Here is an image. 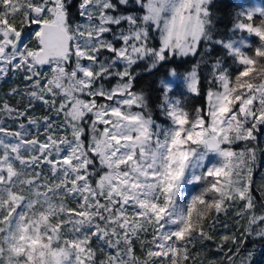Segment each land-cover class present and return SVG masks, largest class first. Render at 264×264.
I'll list each match as a JSON object with an SVG mask.
<instances>
[{
	"label": "snow or ice",
	"instance_id": "6c2138e0",
	"mask_svg": "<svg viewBox=\"0 0 264 264\" xmlns=\"http://www.w3.org/2000/svg\"><path fill=\"white\" fill-rule=\"evenodd\" d=\"M210 3L79 0L75 20L71 0H0V82L24 81L7 93L17 104L0 100V264H201L196 243L213 239L229 210L243 231L220 237V264L240 251L225 244L264 238V191L253 193L264 8L238 13L232 30L247 35L225 41ZM214 46L224 55L211 62L205 106L191 114L162 80L168 123H157L133 90L134 66L199 55L184 76L199 95ZM36 103L46 115L31 114Z\"/></svg>",
	"mask_w": 264,
	"mask_h": 264
},
{
	"label": "trees",
	"instance_id": "16d2710c",
	"mask_svg": "<svg viewBox=\"0 0 264 264\" xmlns=\"http://www.w3.org/2000/svg\"><path fill=\"white\" fill-rule=\"evenodd\" d=\"M78 4L79 0H71V4L69 7V11L72 13L73 19L75 20L81 19L78 15ZM255 6L264 8V0H211L209 10L211 13L213 25L212 32L214 38L228 41L237 39L241 35L246 36V33L233 32V25L237 20L238 13H240L241 11L249 10L250 8H253ZM125 11L138 12L140 10L134 6H130ZM28 35H30V32H26L25 39L28 38ZM248 40L252 44L258 43V39L254 36L248 37ZM152 43L153 45H158V36L153 39ZM200 51H205V45H201ZM223 55L224 50L219 46H214L208 57L209 63L200 65L199 75L201 78V84L199 95L189 92L185 83H183L182 81V78H184V76L191 71L192 67L200 59L199 55L196 57L190 56L186 58H174L167 63L158 65L156 68L150 71L145 70L147 67L145 63H138L133 68V71L137 73L133 90L144 95L145 103L147 105L145 111L150 114L157 123H168V121L160 111V104L163 100L160 84L162 80L165 83H169L171 85V91L169 93L170 99L179 100L181 106L194 115L195 109L203 108L206 103L205 94L208 88L207 78L209 76L211 62L214 61L217 57H223ZM225 66H228L231 69V61L226 59ZM172 68H175L177 73L176 76H172L170 74V69ZM174 79L176 80L172 82ZM111 83L114 84L115 80L109 82V84ZM13 87H19L23 89L24 81L21 77L14 76L2 82L0 86V100L8 99L11 104H17V97L7 95L10 89ZM38 108H40L43 112L45 111L44 107L41 104L36 103V106L32 110V113ZM134 109L137 111L140 110L135 108V106ZM263 135L264 128H262L259 133L258 138L260 141V150H258L257 152V159L253 168V193L257 201L260 200L261 192L264 191V186H261L260 182L258 181V177L261 173V168L264 165V141L261 140ZM239 145L241 148L244 147L243 143H240ZM240 147H238V149H241ZM199 190V186L188 187V191L192 194H195ZM235 219L236 218L232 210H229L227 216L221 214L220 223L216 226L215 230L210 232L213 239L205 240L203 242L198 241L196 243L193 251L199 253L198 259L201 264H209L210 261H215L216 264H220L221 261H224V253L218 250L217 245L221 243L220 237L222 235L235 232L237 237H240L243 228H239V230H237L238 226L235 223ZM240 223L241 225H244L246 222L241 221ZM224 224H227L228 227H223ZM230 247L234 252L237 247L240 248L239 254L234 257L236 264H240L242 260H246L248 264H264V238H259L253 235L244 240L242 244H225V252ZM249 253H251V256H249ZM137 254L140 255L139 245H137ZM225 264H227L226 261Z\"/></svg>",
	"mask_w": 264,
	"mask_h": 264
},
{
	"label": "rangeland",
	"instance_id": "374dc122",
	"mask_svg": "<svg viewBox=\"0 0 264 264\" xmlns=\"http://www.w3.org/2000/svg\"><path fill=\"white\" fill-rule=\"evenodd\" d=\"M254 8H262V7H260V6H255V7H253V8H250V9H254ZM183 80V83H184V78H182ZM176 79H174L172 82H174ZM110 82V81H109ZM109 82H107L108 84H109ZM1 84H2V82H0V86H1ZM111 85H113V83H111V84H109V86H111ZM186 85V84H185ZM21 107H23V104H21L20 105ZM133 110H135V109H133ZM47 114V112L46 111H41V109L40 108H38L36 111H34L33 113H32V115H34V116H37V117H40V116H43V115H46ZM14 126V125H13ZM262 141H264V135H263V137H262V139H261ZM238 147H240V145L239 144H237L236 145V150H240V149H238ZM241 148V147H240ZM242 149V148H241ZM259 179H258V181L260 182V185L261 186H264V165L262 166V168H261V173H260V175H259V177H258Z\"/></svg>",
	"mask_w": 264,
	"mask_h": 264
}]
</instances>
